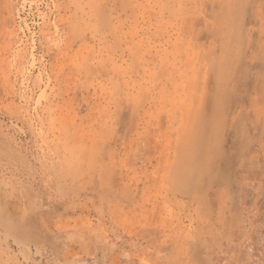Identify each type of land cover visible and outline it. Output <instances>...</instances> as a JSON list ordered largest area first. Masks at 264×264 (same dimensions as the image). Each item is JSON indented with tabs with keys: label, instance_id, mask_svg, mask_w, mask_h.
Returning a JSON list of instances; mask_svg holds the SVG:
<instances>
[{
	"label": "rangeland",
	"instance_id": "obj_1",
	"mask_svg": "<svg viewBox=\"0 0 264 264\" xmlns=\"http://www.w3.org/2000/svg\"><path fill=\"white\" fill-rule=\"evenodd\" d=\"M0 264H264V0H0Z\"/></svg>",
	"mask_w": 264,
	"mask_h": 264
}]
</instances>
